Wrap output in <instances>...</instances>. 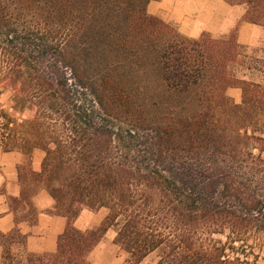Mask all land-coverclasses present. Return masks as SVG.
<instances>
[{
    "label": "trees",
    "instance_id": "trees-1",
    "mask_svg": "<svg viewBox=\"0 0 264 264\" xmlns=\"http://www.w3.org/2000/svg\"><path fill=\"white\" fill-rule=\"evenodd\" d=\"M151 1L0 0V148L45 152L30 183L67 219L54 253L0 232L1 264H92L110 230L131 264H264V56L238 43L264 0H226L238 26L197 39ZM32 186L10 200L17 225L38 222Z\"/></svg>",
    "mask_w": 264,
    "mask_h": 264
},
{
    "label": "crops",
    "instance_id": "crops-1",
    "mask_svg": "<svg viewBox=\"0 0 264 264\" xmlns=\"http://www.w3.org/2000/svg\"><path fill=\"white\" fill-rule=\"evenodd\" d=\"M148 13L158 19L173 23L179 32L197 39L203 33L214 38L229 35L242 20L246 9L242 5H230L226 0H154L148 5ZM264 36V27L243 22L238 29V43L254 46ZM229 95L237 102L242 99L240 89H230ZM45 152L35 149L28 155L23 152H4L0 148V232L8 234L18 227L28 236V250L32 253H54L58 247V238L67 226V219L53 213L55 201L47 190L37 188L30 183L31 172L42 170ZM26 170V177L25 171ZM33 187L32 203L37 210L38 222L16 224V217L10 206L11 198H20L22 190ZM107 215L105 209L96 212L83 211L75 221L80 230L99 227ZM116 233L108 231L105 238L90 253L92 264H131L128 254L114 243ZM0 247V264H1ZM152 257V256H151ZM148 257L141 264L147 262Z\"/></svg>",
    "mask_w": 264,
    "mask_h": 264
},
{
    "label": "rangeland",
    "instance_id": "rangeland-1",
    "mask_svg": "<svg viewBox=\"0 0 264 264\" xmlns=\"http://www.w3.org/2000/svg\"><path fill=\"white\" fill-rule=\"evenodd\" d=\"M245 7V6H244ZM253 48V51H248V55L250 56H264V36L261 38V40L255 44L254 46H251ZM248 75V74H247ZM247 78H250V76H246ZM233 89V88H232ZM238 89V88H236ZM230 94V93H229ZM242 100V99H241ZM5 103V107H8V102L7 100L4 101ZM237 103V102H236ZM239 103H241V101H239ZM106 210V209H105ZM107 211V210H106ZM107 214H108V211H107ZM114 231V230H112ZM115 232V231H114ZM155 261V257H151L150 259H148L147 262L151 263V262H154Z\"/></svg>",
    "mask_w": 264,
    "mask_h": 264
}]
</instances>
